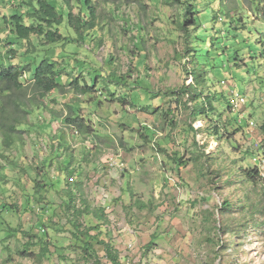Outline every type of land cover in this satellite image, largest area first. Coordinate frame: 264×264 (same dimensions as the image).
I'll use <instances>...</instances> for the list:
<instances>
[{
    "label": "rangeland",
    "instance_id": "obj_1",
    "mask_svg": "<svg viewBox=\"0 0 264 264\" xmlns=\"http://www.w3.org/2000/svg\"><path fill=\"white\" fill-rule=\"evenodd\" d=\"M193 1L208 26L200 31L195 56L186 51L174 23L183 18L182 5L93 0L95 17L85 6L88 22L82 35L71 28L75 39L66 45L71 58L62 82L79 76L81 84L96 90L81 94L68 84L35 101L41 99L40 113L48 119L52 111L63 118L71 105H81L88 132L59 119L50 128L52 137L62 135L69 145L58 149L48 129L38 127L24 132V144L8 150L0 138L1 160L13 168L0 178V207H8L0 211V264H112L101 240L113 245L122 264H264V178L253 182L245 176L264 153V20L251 10L238 42L217 8L236 0ZM237 1L241 13L243 0ZM19 3L0 0V58H7L14 38L3 15L10 16ZM57 4L65 11L71 7L76 16L84 11L80 0ZM26 47L19 46L18 60ZM239 48L251 62L229 68L227 56ZM194 59L207 71L206 84L197 87L199 100L180 93L193 84L187 70ZM235 88L247 99L240 112L227 101ZM174 98L180 100L177 106ZM197 105H204L205 113L196 115ZM38 116L31 114L30 123ZM50 150L54 157L42 178L34 168ZM68 164L75 166L72 176L82 182L81 191L67 183ZM34 178L56 184L44 200L33 193ZM69 187L77 195L67 212L63 201ZM225 200L231 205L222 210Z\"/></svg>",
    "mask_w": 264,
    "mask_h": 264
},
{
    "label": "trees",
    "instance_id": "obj_2",
    "mask_svg": "<svg viewBox=\"0 0 264 264\" xmlns=\"http://www.w3.org/2000/svg\"><path fill=\"white\" fill-rule=\"evenodd\" d=\"M80 1L82 2L84 11L82 10V15L79 14L78 16L73 14L71 7L65 6L66 11L64 10L63 6L58 7L57 0H20L16 11L11 12L10 16L3 15L5 21L13 25L11 28V35L13 34L12 36H14L13 40L9 42L11 46L7 50V58H0V138L2 140L1 145L4 149L8 150L11 147H17V145L24 144V132L29 130L30 127H38L43 130L48 129V134L53 140L52 142L59 143L56 149L60 148L64 144L69 145L68 141L63 139L62 135L57 136V138L52 137V131L50 128H52L53 121L59 119H61V121L64 119V121L70 126L71 124H76L81 131L86 133L88 132L89 118L87 116L80 115L81 105H78L77 107L71 105L70 113L63 116V118H60L57 113H53L54 111L51 112V119L44 117L43 112L40 113L41 108L44 107H41V99H44L47 94L53 90L64 89L65 85H74L81 92V94L96 90V85H89L88 83L81 84L79 81V76L74 77V79H72L73 77H70L72 80L69 79L70 81L66 83L62 82V76L64 70H66L65 64H68L66 62L71 58V51H67L66 45L70 44L71 40L75 39L71 35V28H74L78 33H80V35H82L85 30L84 27L88 22V19L85 18L87 15L85 13L86 7L91 8L90 15L92 17H95L96 13L95 8L92 7L93 0H85V4L82 0ZM164 1L165 4L168 5L178 4L183 6V18L176 20L174 23L177 24V28L180 30L181 35L184 38L186 51L195 56V47L200 36V31H204L208 28L206 25L207 19H205L206 15L200 14L201 9L197 1ZM242 2L243 5L241 11H243L241 13H239L240 2L237 0L234 2V6L220 2L219 6L217 7L219 9V13L222 15L220 17L225 19L224 26H227L229 29L235 31L233 37L237 41L239 39L238 42H240V40L243 38L241 35H243L249 27V20L250 18L252 19L250 12L251 10L264 20V0H243ZM216 18L217 15L211 17V21ZM256 19H258V17ZM213 28H217V26L214 25ZM221 32L222 26L216 30V33ZM223 32L226 31L223 30ZM241 32H243V34ZM23 44L27 47L25 48V51L23 53L21 52L22 54H20V56H23V59L20 57L21 60H18L19 58L16 57V54L20 53L19 46L22 47ZM40 45H48V47L40 49ZM240 50L241 48L237 49L235 53H229L227 56V62L231 64V67L229 68L236 67L240 70L244 67H247L248 62H251V57L245 53L243 55ZM1 55L2 54L0 52V57ZM246 55H248V59L244 60L243 58ZM228 63H226L225 66H227ZM195 64L196 60L194 62L193 68L190 71L186 69L187 74H190L193 78V84H189L187 86L184 85L181 88L180 93L190 92V97L192 99L195 98L199 100L201 97L197 87L199 85L204 86L206 84L207 71L205 67L202 68L199 65L196 66ZM25 73H28L29 76L25 75L24 77ZM98 75L101 76L103 74L99 73ZM127 77H131V74H128ZM124 78L125 76H121L120 78L116 79L115 82L121 83L120 79ZM109 79L110 81H114L111 79V77H109ZM172 92L174 93L175 90H172ZM110 95L115 94L114 92H110ZM36 97H40L41 99L35 101ZM207 97L209 101H211L212 98L209 97V95ZM119 99L122 101L125 98L120 96ZM173 101H176V106L180 102L179 98H174ZM227 101L230 107L229 96ZM211 102H209V104L213 105ZM209 104H207V106H209ZM146 108L147 107H145V109ZM203 108L204 105L201 107L197 105L194 108V113L196 115L205 113ZM71 110L75 116L71 115ZM34 112H38L39 116L37 117V120L34 122V124H31L29 116ZM37 123L38 125H36ZM84 125L86 128L83 127ZM261 130L263 133L264 144V121L261 125ZM52 150L49 151V155L43 156L41 158V164L43 166L36 165L34 168L38 171V173L41 174L40 176H42V178L45 176L47 177L48 175L47 171L43 169V167L48 168L47 163L49 159H51L52 162V158L54 157L53 155H50ZM39 151L41 153L45 150L39 147ZM259 155H264V153ZM2 157L3 152H0L1 179L3 178V175H7L6 173L9 168L13 170V168L8 167L7 164L2 162ZM173 159L175 162L181 163V161L177 160L175 157H173ZM11 161L12 159L10 158V162ZM74 167L75 166L72 167L71 164H68L63 168L64 171L69 173L67 183L73 184L81 191L82 182L75 180L72 176L73 172L75 171ZM3 168H5L4 172H2ZM245 176L249 181L253 182H257L259 179L264 178V176H262L259 172L258 162L256 160L253 166L245 169ZM70 177H72L73 180H71ZM42 181L43 180L38 178L33 179V193L41 194V199L44 200V198L47 197L46 193L54 190L56 184L54 181ZM61 183L63 182H59L58 185H61ZM72 187H69V189L66 191V198L63 201L65 211L67 212H70L72 209L75 196L77 195ZM230 205L231 204L228 202V200H225L221 205V209L223 210ZM12 207L13 206H11L10 209H13ZM5 209H8L7 205L2 204L0 211ZM77 211L78 213H84V210L82 209H78ZM102 215L103 213L100 215L98 214V217H103ZM72 222L77 228H79L81 225L78 217H74ZM93 227L95 229L98 228L97 225ZM86 234L90 235L89 232H86ZM101 242L104 244L106 257L109 259V261L112 264H122L119 253L113 247V245L106 240H101ZM86 244V248L88 249L90 243L86 241ZM27 247L29 248V246ZM43 250L45 251V248ZM28 253L35 254V252L32 250H30Z\"/></svg>",
    "mask_w": 264,
    "mask_h": 264
},
{
    "label": "built area",
    "instance_id": "obj_3",
    "mask_svg": "<svg viewBox=\"0 0 264 264\" xmlns=\"http://www.w3.org/2000/svg\"><path fill=\"white\" fill-rule=\"evenodd\" d=\"M247 99L246 96L240 91V89H233L229 94V104L230 108L233 111L240 112L241 108L246 105ZM250 124H254L253 121L249 122ZM258 162L259 172L262 176H264V155H259L255 158ZM116 162V161H115Z\"/></svg>",
    "mask_w": 264,
    "mask_h": 264
}]
</instances>
